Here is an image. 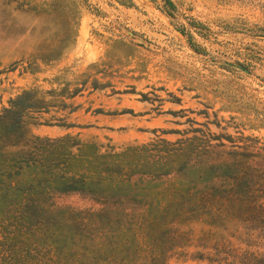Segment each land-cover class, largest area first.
Wrapping results in <instances>:
<instances>
[{
    "label": "rangeland",
    "instance_id": "obj_1",
    "mask_svg": "<svg viewBox=\"0 0 264 264\" xmlns=\"http://www.w3.org/2000/svg\"><path fill=\"white\" fill-rule=\"evenodd\" d=\"M31 89L54 102L38 136L122 149L207 125L238 146L245 213L183 227L168 264L264 257V0H0V112Z\"/></svg>",
    "mask_w": 264,
    "mask_h": 264
},
{
    "label": "trees",
    "instance_id": "obj_2",
    "mask_svg": "<svg viewBox=\"0 0 264 264\" xmlns=\"http://www.w3.org/2000/svg\"><path fill=\"white\" fill-rule=\"evenodd\" d=\"M52 107L31 89L0 112V264H168L188 238L183 227L245 213V153L207 125L118 149L35 135L32 126L52 125L39 120ZM68 196L96 208L59 203Z\"/></svg>",
    "mask_w": 264,
    "mask_h": 264
},
{
    "label": "water",
    "instance_id": "obj_3",
    "mask_svg": "<svg viewBox=\"0 0 264 264\" xmlns=\"http://www.w3.org/2000/svg\"><path fill=\"white\" fill-rule=\"evenodd\" d=\"M242 70H244V71H247L246 69H244V68H241Z\"/></svg>",
    "mask_w": 264,
    "mask_h": 264
}]
</instances>
